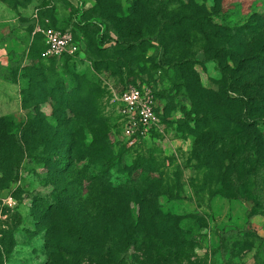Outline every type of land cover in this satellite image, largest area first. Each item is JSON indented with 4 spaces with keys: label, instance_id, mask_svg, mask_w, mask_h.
I'll return each instance as SVG.
<instances>
[{
    "label": "rangeland",
    "instance_id": "obj_1",
    "mask_svg": "<svg viewBox=\"0 0 264 264\" xmlns=\"http://www.w3.org/2000/svg\"><path fill=\"white\" fill-rule=\"evenodd\" d=\"M136 2L0 0V77L20 79L23 86L32 77L47 87L26 104L23 89L21 103L19 97L10 115L0 118V264H56L47 242L51 235L73 238L65 217L85 219L98 233L125 210L139 219V236L131 244V230L115 229L117 243L127 249L124 264H264V163L258 174L250 171L254 148L264 160V121L243 129L242 107L224 109L218 99L231 78L242 86L231 70L257 46L264 0H155L145 8ZM147 13L182 21L175 25L181 41L176 33L155 39ZM73 22L86 36L87 44L78 40L83 54L76 56L85 72L67 78L70 93L54 96L51 86L61 76L44 56L43 32L34 30L38 23L64 28ZM241 34L245 43L236 47L231 41ZM78 78L92 94L85 102L81 95L71 99ZM132 83L153 89L159 118L138 144L124 136L108 102L111 88L121 92ZM256 90L229 94L243 100ZM188 91L204 104L197 107ZM198 110L206 112L203 122ZM13 137L22 153L4 148ZM18 158L16 180L11 169ZM98 168L103 175L95 177ZM123 185L139 190L137 201L126 205L112 189ZM150 190L159 193L157 204L149 200ZM52 204L62 212L49 211ZM172 237L180 241L178 249L166 248ZM78 257L83 264L95 259L85 252Z\"/></svg>",
    "mask_w": 264,
    "mask_h": 264
},
{
    "label": "trees",
    "instance_id": "obj_2",
    "mask_svg": "<svg viewBox=\"0 0 264 264\" xmlns=\"http://www.w3.org/2000/svg\"><path fill=\"white\" fill-rule=\"evenodd\" d=\"M155 2V0H154ZM150 0H137L136 7L145 8L146 6L150 5L151 3H154ZM164 10V7H163ZM160 11H162V6L160 7V10L156 13L157 16L160 15ZM150 14V12H148ZM145 14V16L148 18H151V20L156 25V33L154 36L155 39L161 40L163 39V34H170V33H176V38L181 39V34L177 33L175 30V25H180L182 21H175L174 23L169 21L164 16L160 18L158 21L157 19L151 17L150 15ZM174 24V25H173ZM79 23L77 24V26ZM76 25L73 24V26H67L64 28H60L62 30L67 29L68 27H71L75 37L77 40H83L87 44L86 36L84 34V31L82 30L85 38L83 36L79 37L78 31H80L77 28ZM262 29V27H261ZM175 31V32H174ZM123 37V36H122ZM246 35L241 34V36L234 35L232 39V43L237 47V45L245 43ZM251 37V36H250ZM258 40H255L257 43V46H253L251 49L247 48V52L249 53V57L242 56L238 60L235 61L236 67H234L231 70V73L235 71L234 75L238 73L237 79L242 82V86L237 87L234 83V78H231L230 83L227 85L225 84L224 87H222L221 92L219 93V101L221 108H230L235 106H241L242 109L240 112H238V124L242 126L243 129H248L252 127L254 124H258L260 122L264 121V31L260 34V36L255 37ZM242 39H244L242 43ZM121 43L122 40H120ZM181 41V40H180ZM44 50L46 49V43H45V36H44ZM233 47V46H232ZM85 50L87 49L84 48ZM234 49V47H233ZM53 60L55 65L58 67L59 74L61 78H59L56 83L51 86V90L53 92V95L56 94L58 96H61L65 93H70L69 91V83L70 80L67 78H70V76H77L82 75V72H85V69L82 71L83 65L79 66V60H76L75 56L70 55H64L60 59L56 58H47ZM15 63H19V60H15ZM233 75V76H234ZM30 77V76H29ZM65 77V78H64ZM253 79V80H252ZM25 80V79H24ZM28 83V82H27ZM84 84V81H80L79 78L76 82V84L73 85L72 89V95L71 99L75 100L74 98L77 97V95H81L80 99L85 102V100L92 97L91 92H87L85 88H82ZM134 85H138L135 83H132ZM130 85V84H129ZM254 87L257 86V90L250 95H245V99H236L234 96H231L229 94L230 91H234L235 93L241 92V94H245L247 89L251 86ZM126 87V86H125ZM124 87V88H125ZM46 84L42 85L38 84L36 86V81L34 78H30V84H26L23 86L22 91L23 92V102L26 104L27 101L33 100L37 97L38 90H44L46 89ZM71 89V88H70ZM188 90V87H187ZM21 91V92H22ZM189 92V97L192 99V102L197 105V107L201 106V104H204L203 98L200 94L194 92ZM28 97V98H27ZM58 100V99H57ZM234 101H238V104H233ZM259 106H261V109H259ZM240 107V108H241ZM212 112H214L213 108H208ZM200 115L203 116L201 118V121L203 122L205 119L206 112L203 110L196 111ZM257 112H260V114H257ZM257 115V116H256ZM250 119V120H247ZM255 126V125H254ZM242 129V130H243ZM254 136L259 135V133L254 130L253 131ZM0 145H3L0 142ZM4 148L9 152H13L14 150L20 151L22 153V144L20 142V139L14 138L10 141V146L7 147L4 146ZM254 157L256 159V164L253 168L250 169L253 173H259L261 165L264 163V160L261 161L260 159V148H254ZM20 153V155H21ZM2 155V154H1ZM4 155V154H3ZM5 156V155H4ZM19 160L14 162V166L11 169V173H13L16 177L15 179L18 180L19 177V167L22 163V160L18 158ZM95 163V162H94ZM93 163V164H94ZM100 174H102V170L100 168L97 169V173H93V176L100 177ZM102 177V176H101ZM105 177V176H103ZM105 179V178H103ZM108 183V182H107ZM109 185V183L107 184ZM109 187V186H107ZM113 191L117 192L120 199L127 205L132 201H137V196L139 195V190L136 188H133L132 185H123L120 187H112ZM157 189V187H156ZM156 190H150L148 192V198L150 201H152L155 196H157ZM156 202L158 203L157 198H155ZM158 209V208H157ZM48 210H55V211H61L62 209L60 205H50ZM124 214L122 216H114L112 220L106 221L103 225L100 226V231L98 233H94L92 228L90 227V224L87 222V220L82 219L79 220L76 216L73 220L71 219V215L65 217V219L68 221H65V224L67 223V227L70 231H72L73 238L70 240H66V236L56 238V236H50L47 242V248L50 251V254L54 257L56 264H83L80 258L78 257V254L81 252H85L88 255L95 256L94 261L92 262L91 259L88 260L89 264H124L126 257L125 254L127 252L126 248H123L120 244L117 243L116 239V230L117 228L121 230H131L129 233L130 239L132 240L131 244L138 243V226H139V219L137 221H133V218L131 216V210H125L123 212ZM117 224V225H116ZM118 226V227H116ZM52 229V228H51ZM162 230L170 233L169 227L162 225ZM54 232V229H53ZM51 233V230H50ZM105 233V240H102V237H104ZM118 237L122 238L123 241H127L125 236H121L118 233ZM165 239H167V236H164ZM134 239V240H133ZM171 243H166V248H174L178 249L181 246L180 241H177V238L172 237L170 239ZM130 243V241H128ZM168 245V246H167ZM119 247V248H118ZM158 247V246H157ZM63 253H65L67 256H63ZM1 259V256H0ZM137 264H142L139 260H136Z\"/></svg>",
    "mask_w": 264,
    "mask_h": 264
},
{
    "label": "built area",
    "instance_id": "obj_3",
    "mask_svg": "<svg viewBox=\"0 0 264 264\" xmlns=\"http://www.w3.org/2000/svg\"><path fill=\"white\" fill-rule=\"evenodd\" d=\"M42 32L45 36L46 58L60 59L64 55L76 57L82 53V46L72 28H46ZM108 102L115 106L123 134L131 144L149 138L153 128L158 125L155 92L147 84H130L121 92L111 88Z\"/></svg>",
    "mask_w": 264,
    "mask_h": 264
},
{
    "label": "crops",
    "instance_id": "obj_4",
    "mask_svg": "<svg viewBox=\"0 0 264 264\" xmlns=\"http://www.w3.org/2000/svg\"><path fill=\"white\" fill-rule=\"evenodd\" d=\"M74 22L71 23L68 26H73ZM78 25V29L81 31L82 34H80L81 36H84L83 32H82V28ZM48 27H42L39 23L38 25H36L35 30H34V34L38 33V32H42L44 29H46ZM51 28H55V29H59L58 27H51ZM2 48H0V52L1 49L4 48V43L2 44ZM1 47V45H0ZM46 58V57H45ZM47 59V58H46ZM1 76V75H0ZM23 85L21 80H7L3 77H0V118L10 115V108L12 106V104H17V102L19 101V97H20V103H21V91H22Z\"/></svg>",
    "mask_w": 264,
    "mask_h": 264
}]
</instances>
